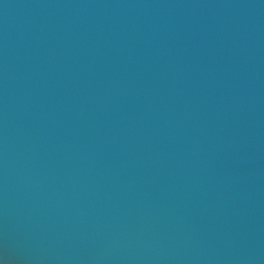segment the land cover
Masks as SVG:
<instances>
[{
  "label": "water",
  "instance_id": "water-1",
  "mask_svg": "<svg viewBox=\"0 0 264 264\" xmlns=\"http://www.w3.org/2000/svg\"><path fill=\"white\" fill-rule=\"evenodd\" d=\"M0 264H264V0H0Z\"/></svg>",
  "mask_w": 264,
  "mask_h": 264
}]
</instances>
